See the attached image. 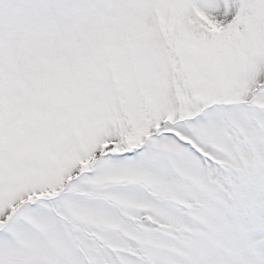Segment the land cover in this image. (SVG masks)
<instances>
[{
  "label": "snow or ice",
  "instance_id": "snow-or-ice-1",
  "mask_svg": "<svg viewBox=\"0 0 264 264\" xmlns=\"http://www.w3.org/2000/svg\"><path fill=\"white\" fill-rule=\"evenodd\" d=\"M0 264H264V0H0Z\"/></svg>",
  "mask_w": 264,
  "mask_h": 264
}]
</instances>
